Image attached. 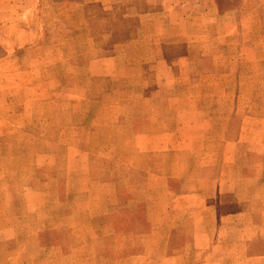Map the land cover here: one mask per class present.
Listing matches in <instances>:
<instances>
[{"label":"crops","instance_id":"crops-1","mask_svg":"<svg viewBox=\"0 0 264 264\" xmlns=\"http://www.w3.org/2000/svg\"><path fill=\"white\" fill-rule=\"evenodd\" d=\"M90 1L77 6L78 20L90 14L74 26L78 54L58 64L73 63L76 81H86L75 90L99 82L110 96L90 102L91 138L107 141V152L77 135L64 147L61 133L63 154L76 158L64 183L74 212L52 215L50 197L25 213L11 201L2 241L31 253L27 264H52V253L60 264H264V0L231 12L216 0ZM101 6L105 16L95 17ZM18 42L6 40L0 62V97L14 124L19 77L30 91L36 73L35 63L17 66ZM70 98L76 115L81 97ZM6 136L17 141L18 129ZM36 154L44 163L27 171L42 168L32 181L50 196L45 188L60 181L46 173L58 171L60 153ZM56 199L60 206V189ZM53 232L69 241H48Z\"/></svg>","mask_w":264,"mask_h":264},{"label":"rangeland","instance_id":"rangeland-1","mask_svg":"<svg viewBox=\"0 0 264 264\" xmlns=\"http://www.w3.org/2000/svg\"><path fill=\"white\" fill-rule=\"evenodd\" d=\"M86 3L92 5L90 0H87L84 4ZM222 3L223 9H229L243 4V0H222ZM79 5L71 2L56 4L53 0H6L5 4L0 7V62L8 54L6 49L9 44L6 43V40L10 37H17L19 42L16 45L21 47L13 54L19 59L17 66L24 69L31 67L32 63H35L33 66L36 65V73L32 78L33 85L30 86L32 90L26 91V87L29 86L25 85L23 77H19V82L17 81L20 85L18 87L19 95H21L18 97V108H15L17 124L10 123V121H15L14 116L11 120V114L8 115L11 112L10 107H8L10 103L4 99V96L0 97V135H9L16 128L19 133L17 141H15L16 139H10L8 136L0 139L1 224L5 222V217L2 215H9L15 210L11 201L16 199L19 200V208L23 213L28 210V205L35 204V207L39 206L41 210L43 197H46V199L50 197V203L45 210L50 211L52 215L58 214V212H66L67 215L74 212V195H67L68 191L64 188V183L67 181L68 172L74 170L76 158L74 155L66 156L63 154L64 148L58 145L61 133L66 135V139L63 140H67L68 144V146L63 145L64 147L69 148L77 135L80 140H83V143L94 146L97 150L104 145V151L107 152V146L105 145L107 141L91 138L90 132L94 131V128L98 125L93 124L91 121L92 118L96 119L98 116L97 112L93 113L90 102L106 100L110 96L106 92L97 90L100 87L99 82H95L94 91L79 92L80 90H75L76 86L78 88L86 87L87 85L84 84L86 81H76L73 74L75 68L73 63L58 64L62 54L67 57L78 54L74 42V26L75 23L80 26L81 21L85 26L84 21L90 16L89 14V16L78 20L79 15L84 13L82 12L83 9L77 8ZM102 7L104 6L95 9V17L105 16V10ZM60 43L65 44L59 46ZM52 46L55 47L52 48ZM235 57L236 51L232 52V59H235ZM60 85L70 91L62 93ZM72 95H79L82 100L80 101L82 104L76 109V115L74 102H70V100L73 101V98H70ZM27 103H29V106H26V108L24 105ZM6 104H8L7 107H3ZM77 119L83 120L84 123L82 125L78 124ZM60 120H62L61 124H59ZM70 138L74 139L70 140ZM15 147L19 148L20 152H15ZM27 151H29V154ZM43 151L60 153L58 155V166H56L58 171L52 170L46 173L47 176H51L52 181H60L59 189L63 202L60 206L56 199V193L59 189L56 188L55 183H52L50 188H45L50 190L47 192V194L50 192V196H46L42 188L36 189L34 186L35 181L32 180L34 178L41 180L43 174H45L42 168L36 170V176H34L32 169L27 171L30 164L44 163L41 159L39 160L36 154ZM16 174L18 182L12 181ZM28 181H32L30 191L28 187L26 188ZM30 198L34 199L35 203H29ZM88 207V201L84 199V210ZM4 238L2 241L0 237V264H27L28 256L31 257V253L13 250L10 242H6ZM46 239L58 243L64 239L69 241V235L67 232H53ZM55 256V253L51 254L54 260L52 264H60ZM34 264L37 263L34 262Z\"/></svg>","mask_w":264,"mask_h":264},{"label":"trees","instance_id":"trees-1","mask_svg":"<svg viewBox=\"0 0 264 264\" xmlns=\"http://www.w3.org/2000/svg\"><path fill=\"white\" fill-rule=\"evenodd\" d=\"M56 4L57 3H65V2H71V3H75V4H84L87 0H59V1H55L53 0ZM216 2L218 3V5L220 6V9L222 12H231V11H234L236 8H239L240 5H238V7H234V8H229V9H223V6H222V0H216Z\"/></svg>","mask_w":264,"mask_h":264}]
</instances>
